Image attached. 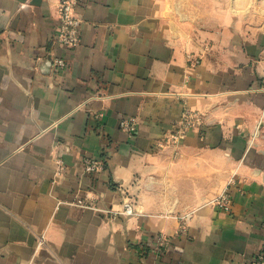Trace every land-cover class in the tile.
I'll return each mask as SVG.
<instances>
[{
	"label": "crops",
	"instance_id": "obj_1",
	"mask_svg": "<svg viewBox=\"0 0 264 264\" xmlns=\"http://www.w3.org/2000/svg\"><path fill=\"white\" fill-rule=\"evenodd\" d=\"M58 4L0 0V264H252L264 0Z\"/></svg>",
	"mask_w": 264,
	"mask_h": 264
},
{
	"label": "built area",
	"instance_id": "obj_2",
	"mask_svg": "<svg viewBox=\"0 0 264 264\" xmlns=\"http://www.w3.org/2000/svg\"><path fill=\"white\" fill-rule=\"evenodd\" d=\"M75 5L76 0H59L58 4L60 24L56 33V43L70 49L75 48L80 41V21L74 12ZM53 64L56 69H64L67 67V63L63 59H54ZM120 128L128 133H134L136 129L133 121L128 118L121 120ZM84 165L87 171H94L98 163L85 160ZM133 210V204L127 200L123 203L121 210L114 213L120 215H131L134 213ZM262 226L264 229V222ZM252 264H264V244L261 250L255 255Z\"/></svg>",
	"mask_w": 264,
	"mask_h": 264
}]
</instances>
